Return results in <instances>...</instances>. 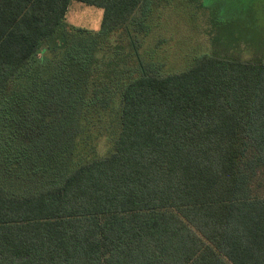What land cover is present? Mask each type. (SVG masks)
I'll list each match as a JSON object with an SVG mask.
<instances>
[{
    "label": "trees",
    "instance_id": "obj_1",
    "mask_svg": "<svg viewBox=\"0 0 264 264\" xmlns=\"http://www.w3.org/2000/svg\"><path fill=\"white\" fill-rule=\"evenodd\" d=\"M215 2L244 19L168 71L154 0H0V264H264V0Z\"/></svg>",
    "mask_w": 264,
    "mask_h": 264
},
{
    "label": "rangeland",
    "instance_id": "obj_2",
    "mask_svg": "<svg viewBox=\"0 0 264 264\" xmlns=\"http://www.w3.org/2000/svg\"><path fill=\"white\" fill-rule=\"evenodd\" d=\"M204 2V3H203ZM205 4L215 9L203 7ZM236 5L227 2L226 6L219 8L215 0H154L152 13L149 15L153 30L143 40L141 52L144 59H156L165 66L168 71H177L185 68L194 59L195 56L212 49V36L209 32L212 24L213 13L216 24L224 28L233 29L242 21L243 16H236L238 11ZM259 10L258 7L255 8ZM218 11V12H217ZM104 10L95 5H89L80 1H73L66 14L65 23L70 29L87 30L98 32L103 20ZM142 15L139 9L137 19ZM148 17V18H149ZM259 18H256L254 24L260 29L264 26V18L259 12ZM248 19L247 17H245ZM245 24V21H243ZM246 27H249L247 21ZM235 35L236 32L234 31ZM222 34V33H221ZM222 36V35H221ZM115 37L122 42V32L116 33ZM124 41V40H123ZM248 58L252 56L249 52H236ZM251 53V54H250ZM51 53H39L38 58L47 57ZM107 148V142L102 140L99 144L101 151Z\"/></svg>",
    "mask_w": 264,
    "mask_h": 264
}]
</instances>
